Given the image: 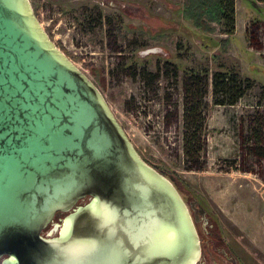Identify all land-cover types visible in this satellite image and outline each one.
<instances>
[{"label": "water", "instance_id": "95a60500", "mask_svg": "<svg viewBox=\"0 0 264 264\" xmlns=\"http://www.w3.org/2000/svg\"><path fill=\"white\" fill-rule=\"evenodd\" d=\"M199 249L172 180L140 158L30 0H0V264H195Z\"/></svg>", "mask_w": 264, "mask_h": 264}, {"label": "rangeland", "instance_id": "374dc122", "mask_svg": "<svg viewBox=\"0 0 264 264\" xmlns=\"http://www.w3.org/2000/svg\"><path fill=\"white\" fill-rule=\"evenodd\" d=\"M209 1L30 0L56 47L100 89L140 158L186 202L197 199L220 228L264 251V160L242 149L243 139L254 144L260 123L264 138V49L252 48L247 34L261 22L264 43V3L236 0V31L228 35ZM217 71L250 82L237 104H214ZM207 76L210 106L196 158L184 150V85ZM66 215L43 234L57 237L53 228Z\"/></svg>", "mask_w": 264, "mask_h": 264}, {"label": "trees", "instance_id": "16d2710c", "mask_svg": "<svg viewBox=\"0 0 264 264\" xmlns=\"http://www.w3.org/2000/svg\"><path fill=\"white\" fill-rule=\"evenodd\" d=\"M205 1L201 0V3L205 5ZM264 3V0H258ZM236 0H214L211 4L219 15V19L225 25V32L228 35H232L236 31ZM204 23L201 21V24ZM261 22L252 23L247 28V34L250 42V46L257 50L264 49V43L262 41ZM168 69L172 68V64L168 63ZM177 76V71L174 72ZM248 80H243L238 74H228L222 71L213 73L211 77L212 93L214 97V104L217 105H235L239 100L247 93ZM209 86V76L205 77L201 81H196L191 78L189 82L184 85L185 100L183 108V140L184 150L187 156L193 155L199 158V154L203 150L204 140L203 131L205 128V111L210 106L205 100L207 88ZM264 99L258 105H263ZM256 141L254 144H249L245 139L242 140L243 152L253 155L258 158L259 161L264 160V138L262 123L259 124L258 129H253ZM250 170H246L248 172ZM89 199L85 198L80 201L79 204H85Z\"/></svg>", "mask_w": 264, "mask_h": 264}, {"label": "flooded vegetation", "instance_id": "af4514ba", "mask_svg": "<svg viewBox=\"0 0 264 264\" xmlns=\"http://www.w3.org/2000/svg\"><path fill=\"white\" fill-rule=\"evenodd\" d=\"M186 204L200 248L195 264H264V251L252 248L239 234L236 237L231 233V229L220 228L197 199H189ZM61 214L66 213L57 212L56 216Z\"/></svg>", "mask_w": 264, "mask_h": 264}]
</instances>
